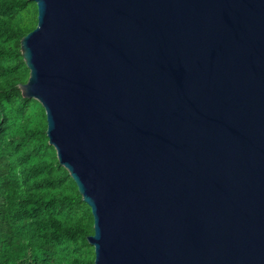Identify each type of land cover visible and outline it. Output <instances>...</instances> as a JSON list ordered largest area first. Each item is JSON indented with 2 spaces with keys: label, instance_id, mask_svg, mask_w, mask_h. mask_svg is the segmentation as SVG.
<instances>
[{
  "label": "water",
  "instance_id": "95a60500",
  "mask_svg": "<svg viewBox=\"0 0 264 264\" xmlns=\"http://www.w3.org/2000/svg\"><path fill=\"white\" fill-rule=\"evenodd\" d=\"M33 1L20 89L94 264H264V0Z\"/></svg>",
  "mask_w": 264,
  "mask_h": 264
},
{
  "label": "trees",
  "instance_id": "16d2710c",
  "mask_svg": "<svg viewBox=\"0 0 264 264\" xmlns=\"http://www.w3.org/2000/svg\"><path fill=\"white\" fill-rule=\"evenodd\" d=\"M37 13L33 0H0V264H94L91 208L48 142L44 107L20 89Z\"/></svg>",
  "mask_w": 264,
  "mask_h": 264
}]
</instances>
